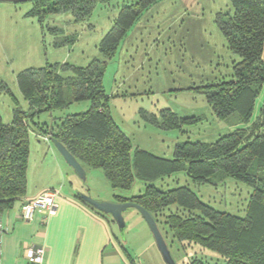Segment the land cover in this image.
Segmentation results:
<instances>
[{
	"label": "trees",
	"instance_id": "16d2710c",
	"mask_svg": "<svg viewBox=\"0 0 264 264\" xmlns=\"http://www.w3.org/2000/svg\"><path fill=\"white\" fill-rule=\"evenodd\" d=\"M35 1L37 5L31 12L38 13L41 20L50 13L72 12L76 21H82L99 4L115 0ZM158 1L117 0L115 24L99 44L102 60L94 59L86 66L47 64L18 74L17 82L29 108L23 109L17 101L9 123L0 113V220L4 210L26 197L30 134L36 129L47 142L52 138L61 141L87 169L102 168L114 190L129 191L138 180L142 181L143 192H116L114 201L144 206L172 243L179 241L183 248L198 245L201 249L188 255V264H264V0H231L234 11L223 21L222 29L240 60L234 65L232 79L209 83L202 90L218 118L238 114L244 125L215 141L179 142L173 157L156 155L132 144L111 113L104 85L106 59L116 53L139 15ZM64 70L71 74L64 75ZM0 89H9L1 78ZM261 94L259 111L254 115ZM83 100L91 103L87 110L55 122L36 120L41 113ZM160 113L146 112L150 120L165 129H183L201 118L181 116L170 108ZM178 172L199 183H219L230 176L251 186L246 215L216 209L187 185L164 189L162 180ZM76 196L99 211L78 193ZM122 246L129 254L127 246ZM203 249L211 254L203 253Z\"/></svg>",
	"mask_w": 264,
	"mask_h": 264
},
{
	"label": "rangeland",
	"instance_id": "374dc122",
	"mask_svg": "<svg viewBox=\"0 0 264 264\" xmlns=\"http://www.w3.org/2000/svg\"><path fill=\"white\" fill-rule=\"evenodd\" d=\"M116 2L99 4L89 18L76 21L72 12L50 13L41 20L38 13L31 12L37 5L35 0L0 1V78L9 87L0 89V113L6 123L12 121L17 101L23 109L29 108L17 82L23 70L55 63L86 66L94 59H103L99 44L115 24L119 14ZM233 11L231 0H159L139 15L116 53L106 59L104 85L110 96L111 113L134 146L173 157L179 142L215 141L244 125L238 114L218 118L202 91L209 83L234 77V65L240 57L231 50L222 29L223 21ZM62 73L70 75L71 71ZM262 97L263 94L257 98L254 115ZM90 104L89 100L74 102L41 113L36 120L60 121L68 114L87 110ZM166 108L181 116L201 118L183 129H165L146 114L160 116ZM30 148L31 179L44 170L47 177L61 180L62 172L52 158V150L75 172L53 141L44 140L36 129L30 134ZM79 178L82 182L77 185L91 190L94 198L100 195L101 199L114 200L116 192L131 195L145 190L140 180L129 191L114 190L102 168H89L86 180ZM63 181L66 185L65 177ZM161 185L164 189L187 185L216 209L239 216L246 215L253 190L230 176L219 183H199L184 172L165 177ZM124 216L127 225L123 240L138 264H168L142 213L129 207ZM159 228L163 233V227ZM171 239L165 236L177 264H188V255L200 248H183L182 243H172ZM204 252L211 254L208 249Z\"/></svg>",
	"mask_w": 264,
	"mask_h": 264
},
{
	"label": "crops",
	"instance_id": "0c3cea01",
	"mask_svg": "<svg viewBox=\"0 0 264 264\" xmlns=\"http://www.w3.org/2000/svg\"><path fill=\"white\" fill-rule=\"evenodd\" d=\"M51 153L66 185L58 178L47 177L44 170L33 179L28 175L26 197L1 213L4 232L0 264H30L25 252L35 244L45 246V261L49 264H138L131 250L130 255L124 251L122 245L126 242L112 217L104 216L76 196L78 192L90 194L91 190L77 185L82 182L79 176L64 164L58 152ZM85 168L88 173L89 168ZM50 189L57 192L56 211L48 215L39 212L31 220L23 218V202Z\"/></svg>",
	"mask_w": 264,
	"mask_h": 264
},
{
	"label": "water",
	"instance_id": "95a60500",
	"mask_svg": "<svg viewBox=\"0 0 264 264\" xmlns=\"http://www.w3.org/2000/svg\"><path fill=\"white\" fill-rule=\"evenodd\" d=\"M0 1L17 2V1H26V0H0ZM51 140L59 149V151L61 152L67 163L73 167L75 173L84 180H86L87 171L85 166L70 152V150L61 141H59L56 138H52ZM78 194L94 208L98 209L104 214L110 215L118 225L120 236L124 240H125V230L127 225L124 212L129 207L137 208L142 213L144 218L147 220L149 226L151 227L154 236L156 238V241L158 243V246L166 262L168 264H177L169 249L168 243L166 242L165 237L161 229L159 228L157 220L154 218L151 212L148 211L144 206L133 201L120 202L114 200L97 199L94 198L89 193H84V192H78Z\"/></svg>",
	"mask_w": 264,
	"mask_h": 264
},
{
	"label": "built area",
	"instance_id": "2783aa9c",
	"mask_svg": "<svg viewBox=\"0 0 264 264\" xmlns=\"http://www.w3.org/2000/svg\"><path fill=\"white\" fill-rule=\"evenodd\" d=\"M57 192L55 190H45L38 195L26 199L21 208L23 218L31 220L37 213L51 214L56 211L58 206L56 201ZM4 227L2 220H0V254H1V242ZM46 248L43 245L35 244L27 248L25 252V258L30 264H49L45 261Z\"/></svg>",
	"mask_w": 264,
	"mask_h": 264
}]
</instances>
